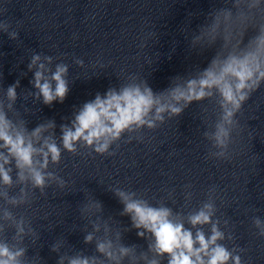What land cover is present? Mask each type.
<instances>
[{"label":"clouds","instance_id":"obj_1","mask_svg":"<svg viewBox=\"0 0 264 264\" xmlns=\"http://www.w3.org/2000/svg\"><path fill=\"white\" fill-rule=\"evenodd\" d=\"M223 4L213 8L189 38L193 50L216 49L207 67L187 78L176 77L160 92H154L145 80L130 76L128 83L109 88L103 96L97 93L94 100L76 109L70 123L60 125L59 143L54 120L30 131L23 118L9 116L16 111L19 81L6 89L0 99V264H34L26 259L24 241L32 237L35 243L37 233L25 217H17L11 209L29 204L32 190L43 194L52 183L65 187L66 182L48 170L50 165H59L62 151L75 155L79 145L99 155H114L110 148L114 144L119 147L125 135L130 141L142 129L154 130L166 117L180 116L193 102L214 100L217 117L203 133L210 144L208 155L217 160L231 158L233 132L240 127L236 117L250 96L264 85V0H223ZM9 28L7 22H0V32L17 40L18 32ZM250 29L255 34L245 42ZM52 62L50 56L42 62L40 55L33 54L27 66L29 71L35 69L31 84L36 91L29 94L48 106L63 103L69 93L65 78L68 66L57 63L53 70L46 66ZM76 62L83 66L82 60ZM135 138L141 139L138 135ZM14 188L18 191L13 195ZM113 192L123 205L121 215L130 217L131 228L147 241V250L125 245L121 232L113 235L107 223L97 220L83 241L86 245L95 243V254H60L63 244L55 242L51 251L59 254L57 264H163L165 259L167 264H243L237 254L243 249H229L223 243L233 236L226 235L220 220L214 219L218 211L214 186L208 199L187 215L174 212L162 202L153 205L138 198L136 192L119 188ZM191 198L192 193L186 192V204ZM101 211V203L93 200L84 206L82 215L91 217ZM252 223L257 235L264 237V219L254 216ZM9 230L13 232L10 238Z\"/></svg>","mask_w":264,"mask_h":264}]
</instances>
